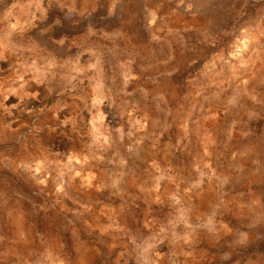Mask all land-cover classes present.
I'll list each match as a JSON object with an SVG mask.
<instances>
[{
  "label": "rangeland",
  "instance_id": "1",
  "mask_svg": "<svg viewBox=\"0 0 264 264\" xmlns=\"http://www.w3.org/2000/svg\"><path fill=\"white\" fill-rule=\"evenodd\" d=\"M0 264H264V0H0Z\"/></svg>",
  "mask_w": 264,
  "mask_h": 264
}]
</instances>
